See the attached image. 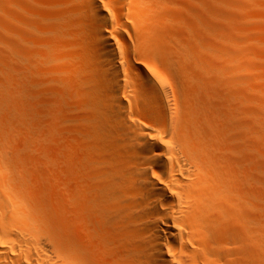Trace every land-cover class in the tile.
I'll return each mask as SVG.
<instances>
[{"label": "bare ground", "instance_id": "obj_1", "mask_svg": "<svg viewBox=\"0 0 264 264\" xmlns=\"http://www.w3.org/2000/svg\"><path fill=\"white\" fill-rule=\"evenodd\" d=\"M209 2L4 0L0 264H264V20Z\"/></svg>", "mask_w": 264, "mask_h": 264}, {"label": "rangeland", "instance_id": "obj_2", "mask_svg": "<svg viewBox=\"0 0 264 264\" xmlns=\"http://www.w3.org/2000/svg\"><path fill=\"white\" fill-rule=\"evenodd\" d=\"M200 0H197V8L198 7H202L203 9L201 10V8H200V10H199V8H198V10H197V13H200L201 14V12H204L205 11V14H207V13H209L210 12V8L209 7H212V6H210L209 5V9L206 7V8H204L203 6H205L204 4H203V2H204V0L202 1V3L201 2H199ZM207 2H209L210 0H206ZM242 1V2H241ZM239 2V3H238ZM247 2V0H240V1H238V0H236V1H234L233 0V3H232V5H229V8H231V7H235V9H229L230 11L232 10V12L233 13H231L230 11V13L232 14V15H239L240 16V18L242 19V20H244L242 23L244 24V23H246V24H249L250 22H259V21H261V22H263V20L264 19H262V17H261V19H260V16H259V18H258V15H260L261 14V12H263L264 11V9L263 8H253V6H252V8H251V11L249 10V7L247 6L248 4L246 3ZM4 3V0H0V21H1V23H2V17L4 16V10L2 9L3 8V6L5 5V4H3ZM187 3V2H186ZM186 3H185V5H186ZM210 3V2H209ZM244 3V4H243ZM246 3V4H245ZM211 4V3H210ZM189 4L187 3V6H188ZM206 6H208V4L206 3ZM240 6H242V7H240ZM214 7V6H213ZM237 7V8H236ZM241 8V9H240ZM244 8H245V11H244ZM246 8H247V10H246ZM213 9H215V8H213ZM255 9V10H254ZM209 10V11H208ZM257 10V11H256ZM261 10H263V11H261ZM213 10H212V8H211V12H212ZM216 11V10H215ZM252 11H255V12H252ZM207 12V13H206ZM209 13V15L207 14V16L209 17L208 18V20H209V22H208V24H207V22H203L202 23V19L200 20V19H198L199 17L197 16V20H199V23H200V25L202 26V28H203V33L206 35V36H208L209 38H207L206 40H207V42L209 41L210 42V44H217V43H223V44H221L223 47L224 46H226V38H228L229 39V37L230 36H228L227 37V34H226V32L225 33H220V32H218V29H214V30H211V32H210V30H209V28L211 29L212 28V26H208L207 27V25H210L209 23L212 21V22H214L213 23V25H218L219 23H218V21L219 20H217V18L212 14V13ZM235 12H237V13H235ZM249 12V13H248ZM257 12H259V14L257 13ZM213 13H215L214 11H213ZM249 15H248V14ZM252 15H251V14ZM257 13V14H256ZM264 13V12H263ZM263 13L261 14V16H263V18H264V15H263ZM197 15H199V14H197ZM204 15V14H203ZM243 15L245 16V17H248V18H245V17H243ZM246 15H248V16H246ZM250 15H251V17H252V19H249L250 18ZM207 16H203L204 18H206ZM238 16V17H239ZM200 17H201V15H200ZM255 17V18H254ZM247 19V20H246ZM207 20V21H208ZM215 20V21H214ZM250 20V21H249ZM249 22V23H248ZM204 23H206V26L204 27ZM241 23V24H242ZM221 24V23H220ZM219 24V25H220ZM242 24V25H243ZM2 25V24H1ZM211 25H212V23H211ZM221 25H224L225 26V24H221ZM215 27V26H214ZM216 28V27H215ZM200 29L199 28H197V33H198V36H200L201 35V33L200 32H198ZM237 28L235 29V32L237 33ZM232 31H234V30H232ZM0 32L2 33V34H0V41H3V38H4V34H3V28H2V26H0ZM229 32V31H228ZM199 33H200V35H199ZM202 33V34H203ZM233 34V33H232ZM238 34V33H237ZM217 35H218V37H217ZM240 35H241V33H240ZM243 35V34H242ZM197 36V37H198ZM225 36H226V38H225ZM201 38H202V36H201ZM205 38V37H204ZM210 38H212V40L213 41H210L211 39ZM222 38H223V40H222ZM198 39V38H197ZM227 39V40H228ZM198 40H200V38L198 39ZM204 41H202V39H201V41L204 43L206 40L205 39H203ZM201 42V43H202ZM212 42V43H211ZM202 43V44H203ZM218 45V44H217ZM206 46V44L204 45V47ZM207 46H208V44H207ZM216 46V45H215ZM220 46V45H219ZM222 46H220V47H222ZM219 47V48H220ZM222 47V48H223ZM0 48H2V42H0ZM224 49V48H223ZM222 49V50H223ZM221 50V49H220ZM0 51H2V49L0 50ZM2 77H4V72H3V69L2 68H0V78H2ZM1 85V84H0ZM2 88V85L0 86V123L2 122L3 123V121H5L9 116V114H7L6 115V113H8V110H6L7 108L5 107V104L3 103V101H4V98H5V95H6V93H5V91H4V89L2 90L1 89ZM4 96V97H3ZM5 117V118H4ZM16 130L18 131V132H20L21 131V127L19 126V127H16ZM22 138V137H21ZM50 143V144H49ZM47 146H49V147H47ZM47 147V148H46ZM52 148H53V145H52V143H51V141H45V142H43V144L42 143H39L38 142V145H36V150H42V151H48V152H51V150H52ZM46 149V150H45ZM51 149V150H50ZM47 152V153H48Z\"/></svg>", "mask_w": 264, "mask_h": 264}]
</instances>
